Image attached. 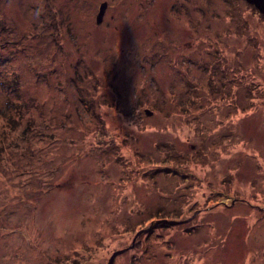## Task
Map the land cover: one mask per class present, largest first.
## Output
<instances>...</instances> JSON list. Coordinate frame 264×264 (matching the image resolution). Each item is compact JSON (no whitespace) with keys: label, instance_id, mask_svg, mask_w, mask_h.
I'll return each mask as SVG.
<instances>
[{"label":"rangeland","instance_id":"374dc122","mask_svg":"<svg viewBox=\"0 0 264 264\" xmlns=\"http://www.w3.org/2000/svg\"><path fill=\"white\" fill-rule=\"evenodd\" d=\"M252 2L0 0V264H264Z\"/></svg>","mask_w":264,"mask_h":264},{"label":"water","instance_id":"95a60500","mask_svg":"<svg viewBox=\"0 0 264 264\" xmlns=\"http://www.w3.org/2000/svg\"><path fill=\"white\" fill-rule=\"evenodd\" d=\"M250 1H254L255 2V0H250ZM107 6H108V3L107 2H104V3L101 4L100 11H99V13L97 15V21H98V23H101L102 22L103 17H104V14H105L106 9H107ZM147 112L148 113H151L152 111L147 110ZM170 222H172V221H170Z\"/></svg>","mask_w":264,"mask_h":264},{"label":"flooded vegetation","instance_id":"af4514ba","mask_svg":"<svg viewBox=\"0 0 264 264\" xmlns=\"http://www.w3.org/2000/svg\"><path fill=\"white\" fill-rule=\"evenodd\" d=\"M259 1H260V3H258V2H256V3L252 2V3H254L256 7H261L262 10L260 8H259V10L261 11V13L264 14V0H259Z\"/></svg>","mask_w":264,"mask_h":264}]
</instances>
